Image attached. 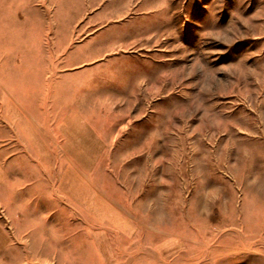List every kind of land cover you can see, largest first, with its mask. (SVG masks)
I'll use <instances>...</instances> for the list:
<instances>
[{
	"label": "rangeland",
	"instance_id": "1",
	"mask_svg": "<svg viewBox=\"0 0 264 264\" xmlns=\"http://www.w3.org/2000/svg\"><path fill=\"white\" fill-rule=\"evenodd\" d=\"M143 1L0 0V264L81 260L87 202L140 262L264 264V0Z\"/></svg>",
	"mask_w": 264,
	"mask_h": 264
},
{
	"label": "crops",
	"instance_id": "2",
	"mask_svg": "<svg viewBox=\"0 0 264 264\" xmlns=\"http://www.w3.org/2000/svg\"><path fill=\"white\" fill-rule=\"evenodd\" d=\"M141 3H143L144 10L151 8L143 0H134V7ZM152 7L154 8V4ZM29 134H31L30 130ZM10 170L11 168L9 166L3 169L0 167V178H2L4 184L9 180L8 177L11 174ZM3 201V204H5L4 199ZM85 204L86 203H83L82 206L86 210L82 215L83 224L81 225L78 223L77 225L79 226L76 227L77 230L80 229V227H82V229L75 231L74 234L72 233L74 235L73 239L91 241V236H94L91 233V228L92 224H94L99 228L97 232L98 246L95 248L84 243V245L78 249L82 250L80 255H78L79 253L76 254L77 256H82V259L77 262L74 259H67V262L64 264H152V262H148L144 259L140 262L139 256L142 253L139 251V248H136V244L139 243V231L134 218L123 216L122 212L117 209H113V211L110 210L112 215L109 217L105 215L107 214L106 211L95 213V215L92 216L91 214L93 213L90 209V203L87 202V205ZM67 223L70 224L69 222ZM53 239H59L58 231ZM171 250L172 239L170 236L161 238L158 243L153 244L154 256L158 257V259L155 258L158 262L170 261L172 259V253L177 251L174 250V252H172ZM58 254L59 249L57 248L52 256L56 255L58 257ZM10 255V237L0 223V257L4 259L3 261H7ZM91 255L94 257L91 258ZM53 261L54 262L50 264H59L57 258L56 262L55 260Z\"/></svg>",
	"mask_w": 264,
	"mask_h": 264
}]
</instances>
